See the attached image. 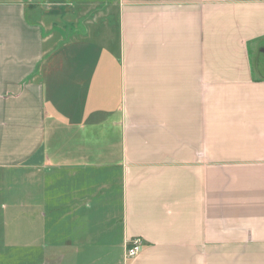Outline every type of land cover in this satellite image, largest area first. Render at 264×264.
Returning a JSON list of instances; mask_svg holds the SVG:
<instances>
[{"label":"crops","instance_id":"obj_1","mask_svg":"<svg viewBox=\"0 0 264 264\" xmlns=\"http://www.w3.org/2000/svg\"><path fill=\"white\" fill-rule=\"evenodd\" d=\"M67 1L0 0V264H264V0Z\"/></svg>","mask_w":264,"mask_h":264},{"label":"rangeland","instance_id":"obj_2","mask_svg":"<svg viewBox=\"0 0 264 264\" xmlns=\"http://www.w3.org/2000/svg\"><path fill=\"white\" fill-rule=\"evenodd\" d=\"M65 1H67V0H65ZM109 1H112V0H105V1H102L100 4H105V3H108ZM67 2H72L73 4H76L75 7H76V9H78V11L81 9L80 4H81L82 1H78V0H68ZM100 4H98V5H100ZM98 5L97 4H93L92 7L94 8V7H97ZM95 10L96 9L94 8L93 11L95 12ZM88 18H91V16H89ZM82 25H84V23H82L81 26ZM253 50H254L253 57H254V68H255V72H256L257 75H259L260 77H262V76H264L263 69H262V67L264 68V63L262 61V57L260 56V54H258L257 52H255V49H253ZM260 64H263V65H260ZM104 132H105V130L101 131V133H100L99 136H101V135L103 136L104 135ZM98 148H99V146H98ZM13 176L14 177H12V178H14V180H15L16 179L15 178V175H13ZM13 183L15 184L16 181H14ZM7 184H8L7 175L1 174V171H0V192H1V188L2 187L3 188L6 187ZM5 203H8V199L7 198L5 199ZM2 213H4V210L0 208V218L2 217ZM5 238H7V236H5Z\"/></svg>","mask_w":264,"mask_h":264},{"label":"built area","instance_id":"obj_3","mask_svg":"<svg viewBox=\"0 0 264 264\" xmlns=\"http://www.w3.org/2000/svg\"><path fill=\"white\" fill-rule=\"evenodd\" d=\"M142 249V241L140 239H136L128 245L126 249V258H135Z\"/></svg>","mask_w":264,"mask_h":264}]
</instances>
